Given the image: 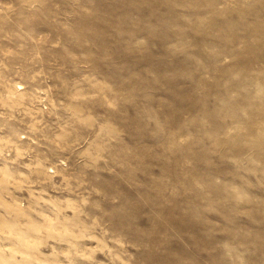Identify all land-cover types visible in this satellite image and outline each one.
Instances as JSON below:
<instances>
[{"label":"rangeland","instance_id":"rangeland-1","mask_svg":"<svg viewBox=\"0 0 264 264\" xmlns=\"http://www.w3.org/2000/svg\"><path fill=\"white\" fill-rule=\"evenodd\" d=\"M0 264H264V0H0Z\"/></svg>","mask_w":264,"mask_h":264}]
</instances>
